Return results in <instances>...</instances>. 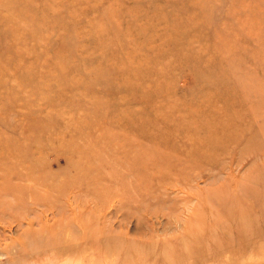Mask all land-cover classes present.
<instances>
[{"label":"rangeland","instance_id":"rangeland-1","mask_svg":"<svg viewBox=\"0 0 264 264\" xmlns=\"http://www.w3.org/2000/svg\"><path fill=\"white\" fill-rule=\"evenodd\" d=\"M162 263L264 264V0H0V264Z\"/></svg>","mask_w":264,"mask_h":264},{"label":"bare ground","instance_id":"bare-ground-1","mask_svg":"<svg viewBox=\"0 0 264 264\" xmlns=\"http://www.w3.org/2000/svg\"><path fill=\"white\" fill-rule=\"evenodd\" d=\"M226 123V122H225ZM241 153V152H240ZM237 203H239V202H237ZM241 204V203H240ZM242 205V204H241ZM242 207L240 206V209H241ZM238 209H239V205H238ZM244 210V209H243ZM242 210V211H243ZM225 211H226V215H231V212H230V209L229 208H225ZM241 210H240V212H242ZM248 211V210H247ZM244 212V211H243ZM234 214H235V212H234ZM233 214V215H234ZM238 214V213H237ZM240 214V213H239ZM227 217V216H226ZM230 217V216H229ZM235 217L233 216V219H234ZM238 218V217H237ZM234 221V220H233ZM237 221V220H236ZM237 224V223H236ZM238 225H239V223H238ZM239 227H240V229H241V226L239 225ZM238 227V228H239ZM242 231V230H241ZM115 247V246H114ZM119 247V246H118ZM130 248V247H129ZM116 249V248H115ZM117 250H119V249H117ZM117 254V253H116ZM127 256V257H126ZM126 256H125V259H127L129 256L127 255V253H126ZM178 258V257H177ZM171 259V258H170ZM167 260V259H166ZM174 260V259H173ZM169 261H171V260H169ZM168 262V261H167ZM152 263H153V261H152ZM163 264V263H162ZM165 264V263H164ZM172 264V263H171Z\"/></svg>","mask_w":264,"mask_h":264}]
</instances>
